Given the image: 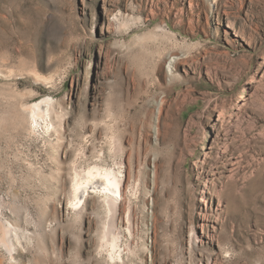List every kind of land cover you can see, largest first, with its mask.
Instances as JSON below:
<instances>
[{"label":"rangeland","instance_id":"374dc122","mask_svg":"<svg viewBox=\"0 0 264 264\" xmlns=\"http://www.w3.org/2000/svg\"><path fill=\"white\" fill-rule=\"evenodd\" d=\"M194 2L0 0V214L17 229L0 264H264V0ZM43 97L54 126L34 131L24 109ZM210 112L240 155L216 246L198 238ZM99 155L131 180L114 258L59 171Z\"/></svg>","mask_w":264,"mask_h":264},{"label":"bare ground","instance_id":"6f19581e","mask_svg":"<svg viewBox=\"0 0 264 264\" xmlns=\"http://www.w3.org/2000/svg\"><path fill=\"white\" fill-rule=\"evenodd\" d=\"M185 1H188L191 8L193 3H195V0ZM228 26L230 28L233 27L231 25ZM234 34L236 38H241V41L250 45L249 40L238 30H235ZM170 63V65H172L169 67L170 71L174 74L177 72V67L174 61H170ZM66 98L67 96L64 99L66 100ZM51 106L50 97L34 100L27 105L24 110L28 113L27 121L32 130H36L38 125H35V123L39 124L40 118L42 117L47 120V125L54 126L53 120L51 118L49 120L45 113V110L52 111ZM223 110L219 111L220 115H218V117L223 114ZM158 111H160V109ZM51 113L53 115V111ZM52 115L50 117H52ZM219 119L215 116L214 112H210L207 116V121L203 127L211 128L215 136H211L209 149H205L200 161L195 163L196 174L202 178L200 184L202 186H207V179L212 184L215 191L212 192L210 189L204 187L199 192L200 195L198 196V200L201 202V211L205 213L204 217L201 218L202 233L197 236L201 243L214 246H216L215 240L217 238V230L220 227V222L228 213L227 202L221 196L223 185L218 183V180H221L223 177L231 176L232 173L238 170L240 164V155L231 151L227 143L231 135L229 132L230 129H223V123L219 122ZM208 134V131H205V136H209ZM85 156H87V154H85ZM87 160L91 161L87 163L86 167L83 166L81 169H79V163L75 159L71 162L69 160V166L66 164L64 166L63 163L59 168L61 174L69 172L68 175H70L71 178V197L67 202L66 208H72L77 214H80L78 208L82 205L83 210L81 211L85 212V214H91V218L96 219V238L99 253L106 251L114 258V253L116 251L120 252L119 255H121L123 251L120 248L121 236L117 231L116 221L121 217L122 211L125 210V195L131 180L123 173L122 164L119 162L114 164L115 166L113 167L107 166L104 163L106 160H103L102 155L97 156L96 159H90V157H88ZM220 165L224 168L223 170L219 169ZM213 208L215 212L210 213ZM128 218H130V212ZM87 222L89 224V229L94 226L90 221ZM15 231H17L16 227L12 223L4 220L0 214V233L2 235V241L8 251L12 253L15 251L12 242L13 235H16ZM216 261V258H210L204 264H217Z\"/></svg>","mask_w":264,"mask_h":264}]
</instances>
